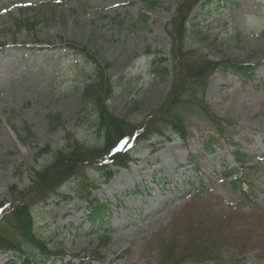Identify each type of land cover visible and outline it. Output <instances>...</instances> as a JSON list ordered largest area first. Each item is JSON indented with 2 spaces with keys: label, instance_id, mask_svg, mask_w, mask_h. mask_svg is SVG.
I'll return each instance as SVG.
<instances>
[{
  "label": "rangeland",
  "instance_id": "obj_1",
  "mask_svg": "<svg viewBox=\"0 0 264 264\" xmlns=\"http://www.w3.org/2000/svg\"><path fill=\"white\" fill-rule=\"evenodd\" d=\"M157 1L164 10L147 11L144 0H0L1 189L11 184L25 189L22 168L48 161L49 156H42L34 162V146L57 150L63 146L66 132L87 145L98 142L90 117L85 120L88 113H80L78 105L81 86L90 77L93 64L69 43L85 48L101 65H111L107 74L115 91L109 108L114 114H128L135 125L141 124L171 100L179 72L166 24L177 0ZM199 4L190 18L197 36L185 48L198 45L213 60H244L252 77L215 71L206 83L205 113L186 106L176 109L187 133L185 140L167 132L168 140L141 143L136 138L124 145L125 150H132L136 164L117 170L94 193L108 210L107 243L97 251L100 238L88 220L89 207L69 198L84 189L83 181L102 182L99 172L87 168L46 201H35V234L50 247L60 243L69 258L77 255L89 261L98 254L101 259L91 264H160L155 236L183 208L188 214L195 211L186 205L197 203L191 199L202 181L207 195L199 202L201 212L219 217L223 228L230 223L226 234L242 238L239 252L234 250L240 257L227 258L228 264H264V0L212 2L208 9H213V15L204 14ZM25 18L39 22L34 37L23 28L8 31L11 19ZM36 40L41 44L36 45ZM155 56L166 60L168 75L153 74ZM207 114L222 121V135L206 120ZM50 115H60L64 128L50 131ZM25 128L32 138L25 136ZM210 140H214L213 150L207 152L203 144ZM235 152L244 156L243 168L235 160ZM247 168L253 173L246 180L252 184V202L259 212L249 203L238 206L237 195L220 175L235 169L245 176ZM209 238L210 242L218 240L214 234ZM220 246L227 257L233 254L224 244ZM9 256L0 253V264ZM34 258L42 260L37 253ZM72 261L77 264L78 258Z\"/></svg>",
  "mask_w": 264,
  "mask_h": 264
},
{
  "label": "trees",
  "instance_id": "obj_2",
  "mask_svg": "<svg viewBox=\"0 0 264 264\" xmlns=\"http://www.w3.org/2000/svg\"><path fill=\"white\" fill-rule=\"evenodd\" d=\"M147 11L164 10L157 0H144ZM201 0H177L173 4L172 14L166 26V32L172 41V55L175 58V64L178 69L177 86L173 88L171 97L167 103L162 104L155 110L145 123L136 124L128 119V114L123 116L114 114L109 108V102L115 91L114 82L107 74L111 65L105 63L101 65L93 56L85 50L79 48L74 43H69L71 49L79 52L85 57V60L91 61L93 71L89 75L87 82L81 86L78 105L80 113H88L86 118L91 121L94 134L98 136V142L93 145H87L74 135L66 132L63 136V146L57 150H51L49 147H33V159L37 163L42 156H49L47 162L35 166H21L22 175H24L25 189L20 190L17 185L11 184L6 188L0 187V208L6 202H13L10 210L2 217L0 221V252L12 253L17 256L16 260L9 259L4 264H55V260L62 264H73L71 261L64 262L65 252L60 243L53 244L52 247L38 237L34 231V222L32 217V207L35 201H46L51 194H54L59 188L68 182L75 180L80 174H85L87 168L95 169L101 175L103 184L108 183L116 174L115 168L125 169L134 162V157L130 151L119 152L110 156L102 165L98 166L104 157L111 154L115 146L122 142L136 137L141 143L149 142L153 139L168 140V133H176L180 139L185 140L186 130L181 118L177 115L178 106L196 109L198 113H205L203 106V96L206 89L208 78L217 70H230L244 79L252 77V69L245 65L244 60L222 57L219 60L209 59L198 48V45L190 48L188 42L197 36L195 29L190 30L193 24L189 22V17L194 8ZM216 3L220 0H215ZM207 2V1H206ZM206 3L202 4V10L205 13H211L205 8ZM169 7L165 11H169ZM39 22L32 18L11 19L8 31L18 32L22 28L27 31L29 36L35 34V29ZM194 27V26H193ZM35 43L40 44L38 40ZM1 46V43H0ZM149 54H154L148 50ZM159 54V52H157ZM154 72L157 76H166L169 73L164 59L154 60ZM130 107V106H127ZM201 109V110H200ZM206 120L215 128L219 135H222L225 128L221 120L212 114H207ZM84 122V121H81ZM47 124L50 131H58L64 128V122L60 115H50L47 117ZM25 136L32 138L29 129H24ZM214 140L204 143V150L211 152ZM239 167H244V156L237 152L234 154ZM17 168L14 174H17ZM245 176H239L235 169L224 170L220 175L225 177L237 195L238 206L249 203L251 208L260 211L253 201L254 193L252 184L246 180L247 175L253 174L251 168H247ZM86 180V179H85ZM102 183L82 182L81 192H75V198L84 201L91 210L89 221L97 225V230L101 231L107 224L104 214V206L99 204L93 193ZM203 186V184H202ZM200 186L197 188L193 201L197 203L186 205L195 209L188 214L183 208L171 220L166 230L155 236L157 250L160 252V264H228L229 259L238 260V254L234 250L238 249V243L242 238L231 232V237L225 232V228H230V223L225 227L219 225L220 218L201 212L199 202L204 201L207 190ZM35 199V200H34ZM73 199V198H69ZM29 200V201H28ZM38 202V203H39ZM253 203V204H252ZM208 212V211H207ZM213 218V219H212ZM213 232V233H212ZM217 237V242H210L211 235ZM107 243V236L100 238L99 246ZM225 245L233 254L227 257L221 251L220 245ZM219 245V246H216ZM222 248V247H221ZM246 248V246H244ZM40 255L42 260L34 258L35 254ZM237 254V255H236ZM236 255V256H235ZM242 256V255H241ZM101 258L98 254L91 255L90 261L79 260L78 264H91L98 262ZM237 263V262H236Z\"/></svg>",
  "mask_w": 264,
  "mask_h": 264
}]
</instances>
